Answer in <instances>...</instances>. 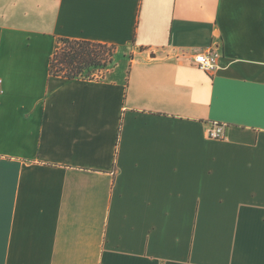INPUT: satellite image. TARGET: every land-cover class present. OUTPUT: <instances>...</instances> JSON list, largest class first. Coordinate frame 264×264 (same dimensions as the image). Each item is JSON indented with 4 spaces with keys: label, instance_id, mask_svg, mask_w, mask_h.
I'll return each instance as SVG.
<instances>
[{
    "label": "crops",
    "instance_id": "0c3cea01",
    "mask_svg": "<svg viewBox=\"0 0 264 264\" xmlns=\"http://www.w3.org/2000/svg\"><path fill=\"white\" fill-rule=\"evenodd\" d=\"M0 78V264H264V0H0Z\"/></svg>",
    "mask_w": 264,
    "mask_h": 264
},
{
    "label": "trees",
    "instance_id": "16d2710c",
    "mask_svg": "<svg viewBox=\"0 0 264 264\" xmlns=\"http://www.w3.org/2000/svg\"><path fill=\"white\" fill-rule=\"evenodd\" d=\"M60 42L62 47L55 51L50 62V71L54 76L90 78L96 70L115 67L113 46L70 39H61Z\"/></svg>",
    "mask_w": 264,
    "mask_h": 264
},
{
    "label": "built area",
    "instance_id": "2783aa9c",
    "mask_svg": "<svg viewBox=\"0 0 264 264\" xmlns=\"http://www.w3.org/2000/svg\"><path fill=\"white\" fill-rule=\"evenodd\" d=\"M220 53L216 49H209L200 53H197L192 56L191 62L192 64L199 67L201 70L212 73L216 71L219 67L218 61H219ZM97 75H93L91 78H95ZM3 81L0 78V87L2 85ZM206 134L207 138L209 140L214 141H222L226 139L225 134V127L221 124H213L208 125L206 128Z\"/></svg>",
    "mask_w": 264,
    "mask_h": 264
},
{
    "label": "rangeland",
    "instance_id": "374dc122",
    "mask_svg": "<svg viewBox=\"0 0 264 264\" xmlns=\"http://www.w3.org/2000/svg\"><path fill=\"white\" fill-rule=\"evenodd\" d=\"M61 47H62V44L58 47V49H60ZM123 55H124V51H121L120 54H118V55L115 54L114 57H113L115 67H118V65H119L118 62H119V60L122 61L121 66H119V68H118L119 71H123V69L125 68V62L121 59V58H123ZM125 60H126V59H125ZM118 70H117V71H118ZM98 71H99V72H102L101 69H100V70H96V71L92 72L90 75L93 76V74H95V73L98 72ZM92 76H91V77H92ZM91 77H90V78H91ZM88 78H89V77H88Z\"/></svg>",
    "mask_w": 264,
    "mask_h": 264
}]
</instances>
